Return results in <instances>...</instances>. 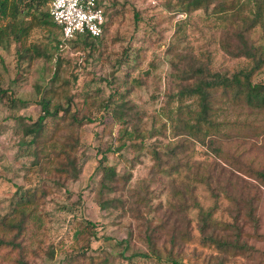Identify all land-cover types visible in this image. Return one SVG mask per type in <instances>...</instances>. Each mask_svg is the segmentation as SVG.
Wrapping results in <instances>:
<instances>
[{
    "label": "rangeland",
    "instance_id": "rangeland-1",
    "mask_svg": "<svg viewBox=\"0 0 264 264\" xmlns=\"http://www.w3.org/2000/svg\"><path fill=\"white\" fill-rule=\"evenodd\" d=\"M180 1L105 0L106 27L92 49L62 42L58 29H32L19 42L5 39L0 88L9 92L0 101V221L20 194L32 202L19 237L24 258L1 246L0 264H164L135 256L150 249L181 264H264V184L252 173L264 172L263 111L221 104L217 92L212 116L220 125L209 130L204 145L176 136L167 122L168 116L193 122L196 102L176 98L188 61L208 60L221 73L242 67L222 44L236 45L234 21L250 16L249 7L240 0L226 13L217 14L213 3L207 11L181 12ZM217 1L229 7L231 0ZM56 64L53 87L72 97L70 113L90 121L69 127L68 119L45 121L48 137L24 146L30 138L22 137V128L40 114L36 101ZM262 79L264 67L254 78ZM121 100L125 108H114ZM119 112L124 125L113 118ZM124 126L136 129L137 138L118 136ZM70 139L79 166L75 180L56 173L63 166L59 143ZM99 163L116 173L109 194L99 188ZM107 201L115 209L100 210ZM207 236L221 241L220 248L203 242Z\"/></svg>",
    "mask_w": 264,
    "mask_h": 264
},
{
    "label": "trees",
    "instance_id": "trees-1",
    "mask_svg": "<svg viewBox=\"0 0 264 264\" xmlns=\"http://www.w3.org/2000/svg\"><path fill=\"white\" fill-rule=\"evenodd\" d=\"M50 0H0V20H4V24L0 26V49L5 48L4 42L6 38L10 37L14 42L22 41L27 37L28 33L32 29H47L53 30L58 29L52 22L51 17L48 14V3ZM105 0H96V5L102 10L105 22L102 26V34L100 37L91 38L88 35H78L71 40L78 41L82 46L91 47L98 44L104 34L106 27L105 11L102 6V2ZM240 0H231L229 7L226 9L225 3L217 0H181L180 3L184 6L181 12H186L189 10H197L202 8L203 11H207L208 5L213 3L214 8H216V13L228 12L231 7H233ZM249 7L248 17H242L236 19L234 23H239L236 31V45L234 43L224 42L222 44V51L231 58L241 59L242 67L236 71L229 72H219L212 69L207 63L201 59H194L188 61L181 75L183 76V81L185 84L178 91L176 98L178 103H181L183 99H192L196 102V111L193 112V122L189 120L186 122L179 123L178 120L172 117H167V122H169L170 127L174 130L176 136H185L186 138L197 142L200 145L205 144V140L211 141L209 139V130L216 129L220 124H216L213 121L212 112L214 111V97L217 92L221 94V100L219 103H238L243 104L247 109L254 111H263L264 113V79L261 81H255L254 78L262 71L264 67V0H246ZM179 6V5H178ZM234 10V9H233ZM232 10V11H233ZM214 11V10H212ZM27 17V20H25ZM6 20V21H5ZM8 20V21H7ZM59 31V30H58ZM261 35V39L250 40L253 33L257 32ZM63 42V40H62ZM60 43L57 45L60 46ZM232 44V45H231ZM39 53L36 52L35 58H37ZM59 65H55L54 72L49 78L48 87L44 89L43 92L38 96L37 104L39 106L40 114L37 116L36 120L30 124L24 125L22 128V137H29L28 142H21L24 146H29L37 143V140L46 136L45 131V121H58L65 122L64 119H68L65 122V126L69 127L72 124L80 125V123L85 121H90L86 117H75V113H70V106L72 103V97L67 94V91H59L54 88L55 81H58L57 74ZM63 85L67 83L63 80ZM60 83L58 84V86ZM9 91L0 88V101L3 102V95ZM110 99V98H109ZM11 102V101H10ZM12 102H15L13 100ZM22 103L21 101H18ZM109 102V101H108ZM121 104L114 105V108L121 110L124 107L125 101L121 100ZM12 104V103H11ZM111 105L112 103L109 102ZM24 106V104H22ZM108 108L106 104L102 105V109ZM123 110V109H122ZM114 113V112H113ZM114 120L118 124H125V119L123 115L119 112L118 114H113ZM126 116V115H125ZM176 122V124L174 123ZM175 124V125H174ZM218 132V131H217ZM136 129H130L127 131V127H123L118 131V136H123L125 141H133L137 138ZM48 137V136H46ZM72 142V143H71ZM68 144L63 142L59 143V151L64 156L63 166L58 169L56 173L66 176V179L75 180L79 172V166L74 159V154H71L74 149L73 140H67ZM124 142L118 144V149L122 148ZM216 154V151H215ZM169 155L172 158L177 156L175 153V148L170 149ZM52 157L51 160H53ZM100 171L99 188L101 191L109 194L114 191V185L117 182L116 173L114 168L102 166L100 163L97 166ZM251 172V170H247ZM255 175L256 180L264 184V172L262 171H252ZM251 173V174H252ZM252 174V175H253ZM25 194H20L14 203V207L7 217H3L0 221V232L3 235H9L10 238L3 239L0 238L1 246H10L12 249H16L18 256L22 259L24 258L22 240L19 237L26 232L25 227L28 222L29 215L31 216V210L29 206L31 200L26 201ZM114 202L107 201L99 204L100 210H109L113 207ZM247 209L249 210L248 216H252L251 202L250 199L246 202ZM31 219V218H30ZM203 232V229L200 230ZM203 242H207L209 245H215L220 248L219 243L221 241L213 240L210 236L202 237ZM147 244H151L149 237H146ZM152 250V251H151ZM137 257H144L149 260V256L153 257L156 261L163 262L164 264H181L178 262L171 254L163 258L159 254H156L154 249L148 250L145 254L135 255ZM130 255L125 260L135 257ZM20 257L18 261L20 262ZM17 261V262H18ZM24 262V261H23ZM92 262V260H91ZM101 261L99 264H102ZM72 264V263H69ZM104 264V263H103Z\"/></svg>",
    "mask_w": 264,
    "mask_h": 264
},
{
    "label": "built area",
    "instance_id": "built-area-1",
    "mask_svg": "<svg viewBox=\"0 0 264 264\" xmlns=\"http://www.w3.org/2000/svg\"><path fill=\"white\" fill-rule=\"evenodd\" d=\"M47 7L61 40L69 41L78 35L101 36L105 19L96 0H50Z\"/></svg>",
    "mask_w": 264,
    "mask_h": 264
}]
</instances>
